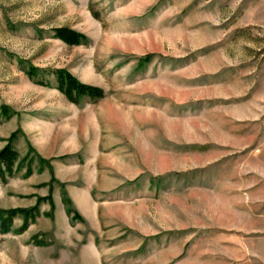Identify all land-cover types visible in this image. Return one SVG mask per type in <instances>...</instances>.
Returning a JSON list of instances; mask_svg holds the SVG:
<instances>
[{
  "label": "rangeland",
  "instance_id": "obj_1",
  "mask_svg": "<svg viewBox=\"0 0 264 264\" xmlns=\"http://www.w3.org/2000/svg\"><path fill=\"white\" fill-rule=\"evenodd\" d=\"M9 142L0 264H264V0H0Z\"/></svg>",
  "mask_w": 264,
  "mask_h": 264
},
{
  "label": "trees",
  "instance_id": "obj_2",
  "mask_svg": "<svg viewBox=\"0 0 264 264\" xmlns=\"http://www.w3.org/2000/svg\"><path fill=\"white\" fill-rule=\"evenodd\" d=\"M55 35L68 44H79L85 40L86 36L78 30L71 27H57L55 29ZM35 69V68H34ZM34 70L31 71V74ZM58 88L71 100L79 101L84 96L100 97L103 95V90L99 86L81 82L77 77L68 70L58 69L56 71ZM18 152L13 148L11 142H9L2 150H0V178L5 180L7 176L13 175L15 172V163L18 159ZM21 166V163L16 165L17 169ZM29 167L28 173L31 172ZM33 208L23 207H11L5 208L0 206V231L8 232L12 229L15 218L22 214L24 216V222L19 228L20 231L26 230L34 219L32 214Z\"/></svg>",
  "mask_w": 264,
  "mask_h": 264
}]
</instances>
